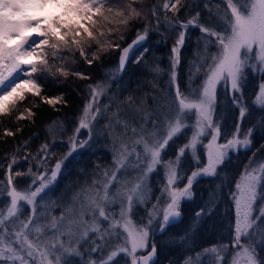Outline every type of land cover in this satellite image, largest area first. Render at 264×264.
<instances>
[{
  "label": "snow or ice",
  "instance_id": "1",
  "mask_svg": "<svg viewBox=\"0 0 264 264\" xmlns=\"http://www.w3.org/2000/svg\"><path fill=\"white\" fill-rule=\"evenodd\" d=\"M50 4L63 12L40 15ZM194 4L195 0H156L150 7L145 0H0V118L14 116L17 122L15 130L3 127L0 139L15 137L23 131L18 122L36 116L32 107L17 109L26 95L33 97L32 104L39 98L57 111V105L67 104L63 93L49 96L44 91L49 78L54 84L70 76L92 80L88 73L65 67L70 58L63 52H78L91 67L103 54L119 49L115 72L122 73L130 54L148 39L150 31L162 37L161 27L177 33L169 57L168 87L153 97L154 109L132 96L124 102L110 97L101 105L111 85L89 83L88 97L63 155L51 163L56 154L44 143L35 153L21 157L29 144L25 140L23 148L17 146L7 157L5 177L0 179V200L7 198L0 207V264H72L71 258L82 259L86 254L87 264H119L121 257L127 264H156V236L182 223V205L193 199V185L201 178L217 177L230 153L247 151L254 132L264 131V0H206V16L197 10L182 20L181 11L190 13ZM137 21L144 25L126 47L108 39L121 31L108 25H122L127 31ZM190 28L201 33L197 43L202 50L197 52L198 62H193L195 70H189L188 83L182 86L176 69ZM119 39H124L123 34ZM147 51L145 47L133 62L140 63ZM76 63L71 59V64ZM152 71L164 70L156 64ZM105 74L114 76L112 70ZM250 75L260 77L251 100L245 96ZM218 89L238 112L233 131L223 128L217 116ZM113 107L116 111L109 115ZM257 113L255 123L242 132L245 119ZM101 120L106 123L94 131ZM57 124L62 131L63 121H53L48 131L53 132ZM81 130H85L83 138ZM105 135L112 141L111 165L97 164L91 183L85 180L74 191L60 216L51 215L49 209L56 205L55 201L50 205L48 198L59 176L67 172L65 165L83 150L91 151L94 136ZM181 137L186 142L177 144ZM172 144L176 152L168 158ZM255 156L253 152L228 193L233 210L230 242L204 247L194 257H185L183 264H264L258 251L264 247V160L256 161ZM20 159L29 161L26 172L13 170ZM185 161L191 163L190 174ZM158 171L163 182L159 195H154L151 181ZM18 177H27L29 183L20 185ZM217 197L218 193L210 194L206 207L195 213L192 225L176 243H192L201 220L213 215ZM141 210L145 215H136Z\"/></svg>",
  "mask_w": 264,
  "mask_h": 264
},
{
  "label": "trees",
  "instance_id": "2",
  "mask_svg": "<svg viewBox=\"0 0 264 264\" xmlns=\"http://www.w3.org/2000/svg\"><path fill=\"white\" fill-rule=\"evenodd\" d=\"M205 2L206 0H195L192 11L190 13H185L182 10L180 13V18L182 20L187 19L191 15H194L195 11L197 10L201 11L202 17L206 16L207 12L203 9ZM214 2H218V0H214ZM154 3H156V0H145V4L148 7ZM137 6L139 7V5ZM169 15L171 16V13H169ZM143 25L144 21L133 22L127 31L123 30L124 26L122 25H108V27L113 29H121L120 32L114 31L113 33L115 36L111 35L108 37V39L112 40V42L115 44H119L122 48L135 38L136 29L142 28ZM189 30L192 31L191 38L185 41V45L181 51V62L176 69L178 73V80L182 86L188 82L187 78L189 75L190 62L195 57V51L199 49L197 41L201 37V33L197 29L190 28ZM160 32H163L165 35L162 37L156 31L149 32L148 39L143 42L141 47L138 49L140 50L146 47L148 51L143 53L140 63H134V57H132L122 73L115 72V69L118 66L119 49L110 50L109 52L103 54L101 60L94 62L91 67L87 66L83 62L78 52H63L62 55L70 58L69 61L66 62L65 67L71 64V59H75L77 63L72 64V68L90 74L92 80L84 81L70 76L64 83L54 84L52 83L51 78H49L48 82L45 84L44 91L49 96H55L63 93L64 99L67 101L66 105H57L59 111L53 109L47 104H42L39 98H36L35 104H32L31 101L33 100V97L31 95H26L23 101L18 102V110H23L24 107H32V110L36 113V116L32 118V121H19L18 123L21 127H23V131L18 133L15 137L0 139V165L5 166L0 167V179H4L5 177L6 164L8 163L7 157L15 152L17 146L23 148V141L25 140H29V144L27 148L20 153L21 157L29 152L35 153L37 149H39V147L44 143H48L49 151L56 154V156L52 158L51 163H54L58 156L63 155L66 152L68 137L72 135L73 128L77 126L78 117L81 115L86 98L88 97L86 85L89 83L101 81L106 86L108 84L111 85L108 88L107 96L101 97L102 101L104 99L108 101L107 99L112 97L124 102L128 96H132L137 101L146 100L147 108L152 106L155 102L153 97H159L160 91L167 88L170 72L169 57L171 56V48L177 38V33L175 30L166 31L163 27H161ZM121 34L124 36L123 40L119 39ZM165 40L166 42H164ZM91 51L92 49H86V52L90 53ZM48 52L50 54L51 50H48ZM49 59L51 62V55H49ZM156 64H158L164 71L159 74L152 71V68ZM109 70H112L114 76L105 74ZM60 79L63 78L61 77ZM259 79L260 77L258 75L249 76L247 86L245 88V96L249 100H251L257 91ZM198 82L199 79H197V83ZM36 105H38V107ZM114 111H116V108H114ZM258 115L259 113H257L256 116H252L251 118H246L241 125V131L243 132L248 126H250V124L255 123ZM217 116L220 118L223 128L229 131L234 130L233 126L238 122V112L225 99L222 89H218ZM0 120L3 121V123H0V134H2L3 127H9L12 128V130H15L17 122H15L14 116L10 118H0ZM53 121H63V130L61 131L59 124H57L54 128V131L50 133L48 131V126L52 124ZM252 141V146L247 151L242 150L239 153H230L231 159L226 161L225 165L222 166V170H218V175H221L224 179L222 186L218 185L217 183L215 184V178L208 177L199 179V182L193 185V199L182 205V223L171 227L167 234L163 236H156L155 242L158 250V260L156 264H163L168 260H170L171 264L179 263L182 253L181 248H179L181 253L176 255L175 248L172 249L171 246L165 248L163 242L165 240L169 241L172 239V237L174 238L180 236V234L185 232L189 222L188 220L192 217V214H195L200 208H203L208 204L207 201L210 198V193L211 190H213L214 185L215 187L216 185L219 186L216 188V190L214 189V191L220 192L222 195V199L215 208V213H218L221 207H229L227 202L223 199L228 196V193L233 186V182L238 177L245 164H247L253 152L256 153V161L264 160V131H255ZM170 146L172 147V145ZM100 154L101 155H96L86 160L82 159V161L89 163L88 168L92 173L93 171H98V169H96L97 164H99L101 168L111 165L109 154H106L105 151H102ZM188 162L189 161H185L183 166L185 167L186 164L187 167H185V170L189 174L191 166L188 167ZM51 163L49 167H51ZM79 163H76V165H80ZM29 166V161L20 159L19 163L14 166L13 170L15 171L17 168H19V170L26 172ZM17 182L22 186H26L27 183H29V180L27 177H18ZM54 189H59V186H55ZM221 224L224 226V221L221 222ZM209 226L214 228L215 225L214 223H211ZM209 230L208 233H206L207 230L205 232V229L201 228L202 232L198 230L195 233L194 241H199L195 245L197 246L196 250L201 249L206 242L211 240L210 238L212 237L214 231L209 232Z\"/></svg>",
  "mask_w": 264,
  "mask_h": 264
},
{
  "label": "rangeland",
  "instance_id": "3",
  "mask_svg": "<svg viewBox=\"0 0 264 264\" xmlns=\"http://www.w3.org/2000/svg\"><path fill=\"white\" fill-rule=\"evenodd\" d=\"M112 2H113V0H108V3H112ZM62 12H63V9L61 7H59L58 5H51L50 4L40 13V15L52 17L55 15L61 14ZM191 34H192V31L188 30V32L186 33V41L191 38ZM112 36H115L114 33L112 34ZM33 38H35V34H33ZM46 50L48 51L50 49H46ZM201 50H202V48L199 46V49L195 51V57L190 62L189 70L190 69L193 71L195 70L193 68V62H198L197 52L201 51ZM136 52L137 53L135 56H139L143 52V48L140 50H137ZM133 57H134V55H133ZM67 67L72 68L73 65L70 64ZM194 86L195 85H193V87ZM167 87H168V85H167ZM166 89L167 88H165V90ZM107 100L108 101H106V99H104L102 101V99H100L101 105L108 103L109 99H107ZM155 107H156V102H154V104L152 106L148 107V109L152 110ZM114 108L115 107L110 109L109 115L111 114V112H114ZM104 123H106V121L101 120L100 124L98 126V129H96L94 131H97V130H99V128H102ZM117 131L118 132L122 131V129L118 128ZM80 136L82 138L85 137V130H81ZM181 138L177 141L178 142L177 144H182L183 142H186L183 137H181ZM91 143L93 145L92 150L91 151L83 150L82 154H81L83 157L81 155H79L76 158V160L71 161L70 163L66 164L65 168L67 169V172H62V174L59 176L58 180L56 181L55 186H59V189H54V191H52L51 195L48 198V203L50 205H51L52 201H55V205H56V206L50 207L49 211H50L51 215L57 216V217L60 216L61 212L63 211L64 206L69 202L70 197L73 195L74 191H78L80 186L84 184L85 180H87L89 184L91 183L92 172H90V170L88 168L89 163L86 161H82V159L86 160V159H89V158L94 157L96 155H101L100 153L102 151H105V153L109 154V156H110V164L112 163V141L106 135L101 136L98 139L94 136V141ZM67 150L68 149L66 148V151ZM175 152H176V145L172 144V147L170 146L167 149V157L168 158H174ZM76 163H79L80 165H76ZM190 166H191V163L188 162V167H190ZM185 167H187L186 164H185ZM80 169H83L84 171L81 172V171H79ZM189 174H190V172H189ZM215 180H216L215 184L217 183L220 186L223 185L224 179L221 175H218L217 177H215ZM162 182H163V176L160 175L159 171H158L157 174L153 175L152 181H151L152 187L154 190V195H159L158 188ZM218 185H216V187L214 185V188H213V190H211V193L217 192V191L215 192L214 189L216 190ZM217 193H218L217 198H218V203H219V201L222 199L221 198L222 195L220 192H217ZM223 200H225L227 202V205L229 206L228 208L221 207V209L218 213H215V211H214L212 216H206L200 222V225H199L197 231L199 230L200 232H202L201 228L205 229V232L207 230L206 233H208L209 229H210L209 232L214 231L212 237L210 238L211 240L206 242L202 246V248L211 246V245L216 244L218 242L219 243L230 242L231 222L233 220L232 202L229 199V195L227 197H225ZM207 202H209V200ZM6 203H7V198L0 200V207H2ZM149 207H151V205H149ZM204 207H206V205ZM136 215L143 216V215H145V212L141 210V211L137 212ZM194 219H195V214H192V217L189 218V220H188L189 222H188V225H187L185 231H187L189 226L192 225ZM223 221H224V226H222L223 223L221 224V222H223ZM211 223H214V225H215L214 228L209 226V224H211ZM178 237L179 236L174 237V238L172 237L171 240H169V241L165 240L163 243H164L165 248L169 247V246H171L172 249L175 248V254L176 255H179L181 253V251H179L180 250L179 248H181V250H182V253L180 256L181 259L179 260V263H176V264H183L185 257H187V256H193L194 257L195 253L200 251L202 248L199 250H196L197 246H195V245L199 241H194V239L190 245L184 244V245L180 246L181 244L175 242L178 239ZM81 251H84L83 247L81 248ZM258 251H259L261 256H264V247L259 248ZM139 254L140 253H138V255ZM88 258L89 257L87 254L82 259L73 257V258H71L72 264H87ZM92 258L98 259L99 256H98V254H92ZM204 259L207 260V257H204ZM226 259H230V257H227ZM118 260H119V264H127L126 260L122 257L118 258ZM163 264H171V262H170V260H168L167 262H165Z\"/></svg>",
  "mask_w": 264,
  "mask_h": 264
},
{
  "label": "water",
  "instance_id": "4",
  "mask_svg": "<svg viewBox=\"0 0 264 264\" xmlns=\"http://www.w3.org/2000/svg\"><path fill=\"white\" fill-rule=\"evenodd\" d=\"M135 39V38H134ZM132 42V41H131ZM131 42H129V43H131ZM128 43V44H129ZM127 44V45H128ZM127 45H125L124 47H126ZM141 46V45H140ZM140 46L139 47H137V48H135L134 50H133V53L134 54H130V57H129V60H128V62L130 61V59L133 57V55H135L136 54V51L140 48ZM119 54H120V51H119ZM118 58H119V55H118ZM128 62H127V64H128ZM126 64V65H127ZM157 236H159V235H157ZM155 260H156V262H157V260H158V250H157V256L155 257Z\"/></svg>",
  "mask_w": 264,
  "mask_h": 264
}]
</instances>
